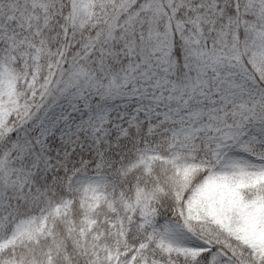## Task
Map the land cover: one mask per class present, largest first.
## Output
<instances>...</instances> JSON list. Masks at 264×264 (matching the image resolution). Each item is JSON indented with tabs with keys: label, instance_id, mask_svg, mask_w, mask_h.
<instances>
[{
	"label": "snow or ice",
	"instance_id": "1",
	"mask_svg": "<svg viewBox=\"0 0 264 264\" xmlns=\"http://www.w3.org/2000/svg\"><path fill=\"white\" fill-rule=\"evenodd\" d=\"M0 264H264V0H0Z\"/></svg>",
	"mask_w": 264,
	"mask_h": 264
}]
</instances>
